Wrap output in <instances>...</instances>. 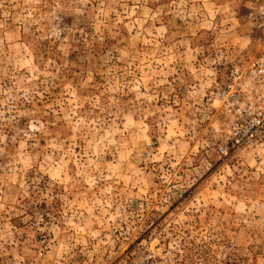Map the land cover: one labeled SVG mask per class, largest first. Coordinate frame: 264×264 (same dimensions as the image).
<instances>
[{
    "label": "rangeland",
    "instance_id": "obj_1",
    "mask_svg": "<svg viewBox=\"0 0 264 264\" xmlns=\"http://www.w3.org/2000/svg\"><path fill=\"white\" fill-rule=\"evenodd\" d=\"M263 39L264 0H0V264H264L220 95Z\"/></svg>",
    "mask_w": 264,
    "mask_h": 264
},
{
    "label": "built area",
    "instance_id": "obj_2",
    "mask_svg": "<svg viewBox=\"0 0 264 264\" xmlns=\"http://www.w3.org/2000/svg\"><path fill=\"white\" fill-rule=\"evenodd\" d=\"M247 68L236 71L220 92L232 117L230 135L238 147L254 145L264 134V39L258 56ZM220 150L224 152V148Z\"/></svg>",
    "mask_w": 264,
    "mask_h": 264
}]
</instances>
